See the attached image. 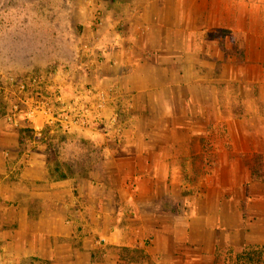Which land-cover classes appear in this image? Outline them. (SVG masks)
<instances>
[{
	"label": "crops",
	"instance_id": "crops-1",
	"mask_svg": "<svg viewBox=\"0 0 264 264\" xmlns=\"http://www.w3.org/2000/svg\"><path fill=\"white\" fill-rule=\"evenodd\" d=\"M92 1L112 36L63 96L90 119L60 124L98 158L53 161L50 109L24 151L0 120V264H229L263 246L264 0Z\"/></svg>",
	"mask_w": 264,
	"mask_h": 264
},
{
	"label": "rangeland",
	"instance_id": "rangeland-1",
	"mask_svg": "<svg viewBox=\"0 0 264 264\" xmlns=\"http://www.w3.org/2000/svg\"><path fill=\"white\" fill-rule=\"evenodd\" d=\"M91 1L0 0V89L4 88L0 95L8 102L7 113L0 120L10 130L26 124L34 126L36 115L50 109L57 120L52 127L59 129L64 142L54 145L49 139L43 140L51 129L45 126L28 147L35 148V142L43 140L53 161L63 163L68 170H84L95 162L100 150V145L79 133L63 132L60 124L66 116L79 120L74 107L63 109V96L71 94L75 86L70 78L76 80L79 70L90 69L94 65L90 60L100 52L101 39L112 36L108 25L96 27ZM238 36L232 37L233 53L238 52ZM85 43L90 44L89 51L84 50ZM35 77L39 79L34 81ZM245 87L244 96L250 98L254 87L250 83ZM232 96L235 99L234 91ZM199 175L193 173V180ZM139 250L136 254L142 256ZM227 261L234 263V257Z\"/></svg>",
	"mask_w": 264,
	"mask_h": 264
},
{
	"label": "trees",
	"instance_id": "trees-1",
	"mask_svg": "<svg viewBox=\"0 0 264 264\" xmlns=\"http://www.w3.org/2000/svg\"><path fill=\"white\" fill-rule=\"evenodd\" d=\"M4 88L1 87L0 93H3ZM0 116L5 115L7 113V104L3 99V95H0ZM19 132V140H20V148L21 151L28 149L29 143L33 140L37 139L35 135L34 126H30L28 124L20 126L18 128ZM264 258V245L263 246H246L242 249V251L238 252L234 257V263L232 264H264V261L261 259ZM47 262L43 261L41 264H46Z\"/></svg>",
	"mask_w": 264,
	"mask_h": 264
},
{
	"label": "built area",
	"instance_id": "built-area-1",
	"mask_svg": "<svg viewBox=\"0 0 264 264\" xmlns=\"http://www.w3.org/2000/svg\"><path fill=\"white\" fill-rule=\"evenodd\" d=\"M96 22H95V25H96V27H102V26H104L105 24H104V20H103V17L101 16V12H100V9L99 8H97L96 9ZM90 44H88V43H85L84 44V50L85 51H89L90 50V46H89ZM93 61V59H91L90 60V63ZM37 79H39V77H35L33 80L34 81H36ZM1 90V89H0ZM99 108H100V106H94V117H92V123L93 124H95V123H100L101 121H103V119L100 117V114H99ZM74 109L76 110V114L78 115V119L79 120H82V121H84V119L86 118H88V119H90V117L89 116H87L86 117V115L84 114V113H86L87 114V112H86V110L85 109H78V108H76V106L74 107ZM92 110H93V108H91ZM85 110V112L83 113V111ZM88 111H89V109H88ZM66 120H68V118L66 117ZM86 121V120H85ZM114 121H116V118H114ZM67 122H76V121H72L71 119H69ZM36 135H41L42 133H41V131H37L36 133H35Z\"/></svg>",
	"mask_w": 264,
	"mask_h": 264
}]
</instances>
